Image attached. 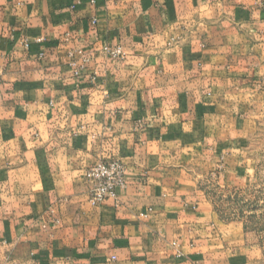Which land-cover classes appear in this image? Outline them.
I'll use <instances>...</instances> for the list:
<instances>
[{"label":"crops","instance_id":"0c3cea01","mask_svg":"<svg viewBox=\"0 0 264 264\" xmlns=\"http://www.w3.org/2000/svg\"><path fill=\"white\" fill-rule=\"evenodd\" d=\"M0 69V262L264 264L205 187L250 167L264 0H0ZM113 159L127 186L92 206Z\"/></svg>","mask_w":264,"mask_h":264},{"label":"rangeland","instance_id":"374dc122","mask_svg":"<svg viewBox=\"0 0 264 264\" xmlns=\"http://www.w3.org/2000/svg\"><path fill=\"white\" fill-rule=\"evenodd\" d=\"M247 147L250 167L243 181L223 188L212 182L205 187L224 218L243 221L264 247V120L249 137Z\"/></svg>","mask_w":264,"mask_h":264},{"label":"built area","instance_id":"2783aa9c","mask_svg":"<svg viewBox=\"0 0 264 264\" xmlns=\"http://www.w3.org/2000/svg\"><path fill=\"white\" fill-rule=\"evenodd\" d=\"M28 47V44H26ZM106 56L113 60H125L127 57L125 49L120 45H106L103 48ZM85 60L83 63H86ZM75 66V65H73ZM81 71L80 67H76L75 74L79 75ZM3 72L0 69V93L2 86ZM127 168L125 164L118 159L110 161H100L87 168L85 172V180L89 184V203L92 206H98L106 199H116L118 190L124 189L127 186L126 182ZM147 217V215H143ZM5 241L2 242V246H6ZM175 245V244H174ZM179 256L180 253L178 252ZM2 258V256H0ZM3 261L0 264H7L9 262L8 254L3 255Z\"/></svg>","mask_w":264,"mask_h":264},{"label":"trees","instance_id":"16d2710c","mask_svg":"<svg viewBox=\"0 0 264 264\" xmlns=\"http://www.w3.org/2000/svg\"><path fill=\"white\" fill-rule=\"evenodd\" d=\"M246 225V224H245ZM247 227V226H246ZM248 229V228H247Z\"/></svg>","mask_w":264,"mask_h":264}]
</instances>
